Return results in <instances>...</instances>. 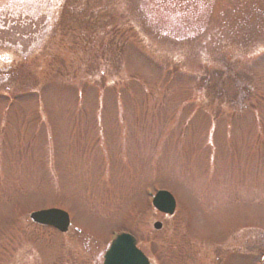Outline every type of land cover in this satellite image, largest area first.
I'll list each match as a JSON object with an SVG mask.
<instances>
[{"label": "rangeland", "instance_id": "374dc122", "mask_svg": "<svg viewBox=\"0 0 264 264\" xmlns=\"http://www.w3.org/2000/svg\"><path fill=\"white\" fill-rule=\"evenodd\" d=\"M23 20L0 34V264H103L121 233L152 264H262L264 0H0Z\"/></svg>", "mask_w": 264, "mask_h": 264}, {"label": "water", "instance_id": "95a60500", "mask_svg": "<svg viewBox=\"0 0 264 264\" xmlns=\"http://www.w3.org/2000/svg\"><path fill=\"white\" fill-rule=\"evenodd\" d=\"M153 206L160 213L173 216L176 211V200L169 192L159 191L153 199ZM30 218L36 224L54 228L61 233H67L71 225L68 213L60 209L36 211ZM154 228L161 230L162 224L157 222ZM104 264H150V262L137 248V241L133 235L121 234L106 252Z\"/></svg>", "mask_w": 264, "mask_h": 264}, {"label": "flooded vegetation", "instance_id": "af4514ba", "mask_svg": "<svg viewBox=\"0 0 264 264\" xmlns=\"http://www.w3.org/2000/svg\"><path fill=\"white\" fill-rule=\"evenodd\" d=\"M18 22V21H17ZM17 22L15 21V22H13V24H11L10 26L8 25V27H6V28H3V29H1L0 28V34L1 33H12V31L14 32V28L16 29V28H20L21 30L22 29H24V28H27V29H35L36 30V23H35V21H34V23H32L33 21L31 20V22H24V20H23V23H21V22H19V23H21V24H17ZM12 28V29H11ZM11 29V30H10ZM19 36V35H18ZM17 36V37H18ZM22 39H26V36H22L21 37ZM72 228V226L70 227V229Z\"/></svg>", "mask_w": 264, "mask_h": 264}]
</instances>
